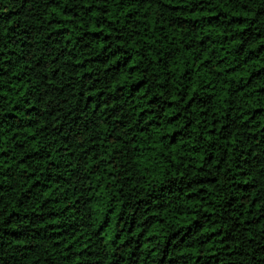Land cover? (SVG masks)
<instances>
[{
  "label": "trees",
  "instance_id": "trees-1",
  "mask_svg": "<svg viewBox=\"0 0 264 264\" xmlns=\"http://www.w3.org/2000/svg\"><path fill=\"white\" fill-rule=\"evenodd\" d=\"M0 264H264V0H0Z\"/></svg>",
  "mask_w": 264,
  "mask_h": 264
}]
</instances>
